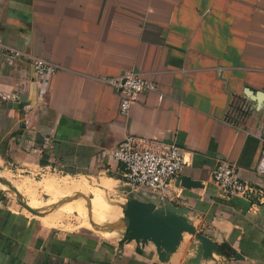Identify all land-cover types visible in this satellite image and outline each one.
<instances>
[{"label":"crops","instance_id":"0c3cea01","mask_svg":"<svg viewBox=\"0 0 264 264\" xmlns=\"http://www.w3.org/2000/svg\"><path fill=\"white\" fill-rule=\"evenodd\" d=\"M9 48L56 73L36 75L26 57L9 60ZM126 73L157 91L139 95L121 116L108 80ZM246 88L264 93V0H0V164L50 174L34 181L0 171L31 208L50 209L37 217L0 196V264H186L195 254L191 235L160 262L151 243L120 244L94 225L131 197L186 208L196 230L229 257L200 264H264V203L221 199L211 180L216 161H227L264 192L256 174L264 103ZM130 135L181 147L186 165L166 194L124 186L112 153ZM182 176L201 187H182ZM112 189L122 196L109 198ZM75 194L90 198L59 204ZM70 216L103 240L58 229Z\"/></svg>","mask_w":264,"mask_h":264},{"label":"built area","instance_id":"2783aa9c","mask_svg":"<svg viewBox=\"0 0 264 264\" xmlns=\"http://www.w3.org/2000/svg\"><path fill=\"white\" fill-rule=\"evenodd\" d=\"M9 60L19 61L26 57L32 63L36 75H52L57 67L42 59L30 58L16 49H6ZM109 85L119 93V114L127 116L132 104L143 93L157 91V85L139 75L126 73L108 80ZM161 98V96H159ZM114 159L122 168L123 184L129 193L146 190L164 195L173 181L179 178L186 165L181 147L176 143H164L127 136L113 151ZM256 174L264 177V139ZM211 180L217 188L218 196L224 200H241L251 202L256 199L264 203V192L244 181L237 168L227 161H216L211 170Z\"/></svg>","mask_w":264,"mask_h":264},{"label":"water","instance_id":"95a60500","mask_svg":"<svg viewBox=\"0 0 264 264\" xmlns=\"http://www.w3.org/2000/svg\"><path fill=\"white\" fill-rule=\"evenodd\" d=\"M245 95L257 105L264 103V93H253L249 89L244 90ZM0 171L2 168L0 167ZM0 183L7 187V191L13 193L16 197L17 204L28 211L30 214L40 217L45 213L31 208L24 197L15 189L13 185L6 179L0 178ZM181 186L186 189L199 188L201 184L191 180L187 176L180 179ZM81 196L88 200L85 196L75 194L73 197L62 200L59 204L72 201L75 197ZM127 223L119 230H124L120 244H128L134 242L137 246L144 247L151 243L160 262H167L172 254H174L182 240L183 235L188 234L194 238L195 244L190 249L195 248V254L189 258L186 264H200L202 261L214 260L215 256L223 257L225 261L229 260L209 237L201 234L187 219L188 210L183 207H175L170 204L156 205L151 202L140 201L136 198L125 199V206L122 211ZM108 230H115L108 225L102 226ZM242 257L234 253V259Z\"/></svg>","mask_w":264,"mask_h":264},{"label":"rangeland","instance_id":"374dc122","mask_svg":"<svg viewBox=\"0 0 264 264\" xmlns=\"http://www.w3.org/2000/svg\"><path fill=\"white\" fill-rule=\"evenodd\" d=\"M0 167L3 169H6V170H9L11 173H12V176L15 178V179H18L20 177H24V176H27L28 178H30L31 180H34V181H39L41 180L44 176H47V175H50L49 173H40L38 175H34V174H31V173H27V172H20V171H13L12 169V166L11 165H7V164H3L1 163L0 164ZM51 175H55L57 177L59 176H63L65 175V173H57V174H51ZM81 175V174H79ZM79 175H73L74 177H78ZM91 180L95 183H97L98 179L97 177L95 176H91V175H88ZM0 196L2 197V202L4 204H7L9 206H11L13 209H16V210H22V208L17 204L16 202V197L13 193H11L10 191H0ZM116 196H122L121 193H119L118 191H115V189H112L111 193H109V198L113 199L115 198ZM87 199L90 198L89 195H86L85 196ZM36 198L38 200V202H45L48 197L43 194L42 192L38 191L36 193ZM86 203V201H85ZM49 207L46 208V209H43L42 211L44 213H47L49 211ZM58 229H61L63 232H75V231H87V232H91V233H95L98 237H100L97 233V231H90V230H86L84 228H82L80 226V223L76 220V217L75 216H70L68 217L64 223H63V227H58ZM102 239V237H100ZM103 240V239H102ZM111 243H117L116 241L115 242H111Z\"/></svg>","mask_w":264,"mask_h":264},{"label":"bare ground","instance_id":"6f19581e","mask_svg":"<svg viewBox=\"0 0 264 264\" xmlns=\"http://www.w3.org/2000/svg\"><path fill=\"white\" fill-rule=\"evenodd\" d=\"M125 206V199L120 198L116 201L112 211H105L97 216L94 221V225L98 228H103L102 226L108 225L112 229L108 230L109 237L116 238L117 240H121L124 234V230H119L122 226L127 223V219L124 217L122 211Z\"/></svg>","mask_w":264,"mask_h":264}]
</instances>
